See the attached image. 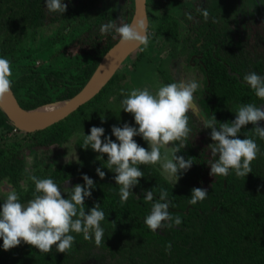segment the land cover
<instances>
[{
	"label": "trees",
	"instance_id": "1",
	"mask_svg": "<svg viewBox=\"0 0 264 264\" xmlns=\"http://www.w3.org/2000/svg\"><path fill=\"white\" fill-rule=\"evenodd\" d=\"M216 1L205 0L184 7L179 18L158 0L163 15L157 32L176 49L182 27L188 31L175 56L196 57L193 62L198 63L205 83L198 106L207 119L214 114L219 124L232 122L241 104L264 106V100L243 81L253 71L264 76V26L252 21L254 25L242 28L236 23L238 14L224 16ZM64 3L67 11L62 14L49 12L46 0H0V57L12 60V90L25 110L67 101L78 94L102 57L119 40L113 39L112 34H101L100 26L112 19L118 20L121 15L125 22H130L134 12V0H64ZM152 3L153 0H147V7ZM202 8L210 13L207 21L198 11ZM189 12L193 20L187 19L185 14ZM67 21L83 22L86 28L68 38L64 35L51 38L49 45L60 46L46 62L40 65L18 62L17 53L30 32ZM149 37L152 41V35ZM119 70L96 97L45 130L25 133L0 108V183L8 184L17 192L21 203H26L35 194V185L30 179L33 175L53 179L63 191L69 181L74 182L73 188L83 185L82 176L86 174L96 185L91 198H85L86 214L96 203L105 212V220L101 222L104 237L99 246L94 235L91 240H85L82 233H70L75 243L66 253L58 252L56 246L50 253H41L23 241L5 251L0 239V264H87L90 261L99 264H264V140L251 132L252 124L245 126L239 136L253 138L260 149L251 163L252 172L244 178L237 177L233 170L227 176L214 177L210 175V164L218 156L212 155L209 145L205 146L207 139L195 140L207 137V131L191 109L187 146L176 153L185 160L193 158L191 169L180 174L174 186L154 165L139 166L145 176L124 203H121L115 174L105 171L103 160L97 163L96 169L102 168L106 173L104 179L83 164L56 163L65 154L63 146L76 126L90 133L93 126L100 127L111 97L117 94L118 101H122L124 76ZM165 83L170 84L168 80ZM131 126L138 128L133 116ZM15 130L22 132V137L8 141L6 136ZM134 140L146 149L141 136ZM29 157L34 159L35 171L29 177L27 188H23ZM160 188L168 191L170 212L178 214L182 223L153 232L144 222L152 207L144 195L146 190L155 189L154 197L158 198ZM194 188L207 189L208 195L205 200L190 205ZM63 197L67 199L68 194ZM169 243L170 252L167 251Z\"/></svg>",
	"mask_w": 264,
	"mask_h": 264
},
{
	"label": "clouds",
	"instance_id": "2",
	"mask_svg": "<svg viewBox=\"0 0 264 264\" xmlns=\"http://www.w3.org/2000/svg\"><path fill=\"white\" fill-rule=\"evenodd\" d=\"M49 12L64 14L67 5L64 0H46ZM205 21L210 17L207 8L199 9ZM188 20H193L192 14H185ZM216 22L215 17L212 18ZM147 19H134L125 22L121 15L118 20L112 19L100 26L101 34H112L113 39L119 38V44L147 48L150 42ZM107 58V57H106ZM101 67H103L101 65ZM11 62L0 58V102L11 96L12 92ZM243 81L250 86L255 95L264 100V76L250 72L243 77ZM200 88L196 79H182L160 86L153 92L148 87L134 88L129 93L121 90L124 97L121 101L123 111L134 117L137 127L124 124L123 127L113 126L112 134L119 142H114L111 136L106 140L105 129L93 126L90 135H84L82 147H89L101 154L98 160H103L106 154L107 169L115 173L114 179L119 185L121 203L133 196L132 190L139 184L145 173L140 170L141 165H155L160 163L163 173L179 180L180 174L186 173L193 165V158L185 160L176 153L184 149L191 129L189 128V111L194 105V93ZM50 105H45L44 110ZM39 111V110H38ZM235 119L230 123H217L213 114L210 119L203 120L204 129H211L210 138L214 142L208 146L214 157L210 164V175L227 176L230 170L237 177H247L251 172V163L260 149L253 138L247 136L240 139L241 130L252 124L251 130L255 136L264 140V127L259 122L264 121V107H257L253 103L238 106ZM217 124L219 127H217ZM141 136L150 146V151L140 146L134 137ZM173 145L171 158L167 154L161 155V146ZM97 175L104 179L106 173L102 168L96 169ZM35 185V194L25 206L21 203L17 192L10 190L5 201L0 205V239L3 240L5 251L24 243L31 245L41 253H50L53 246L60 253L69 251L75 237L70 233L83 234L85 240H91L94 235L95 244L99 246L104 237L101 222L105 220V212L96 203L90 213L85 211V198H91L95 182L88 175H83L84 184H77L74 188L61 187L51 178L40 179L31 176ZM155 190V189H154ZM154 190H146L144 199L152 202L150 213L145 218L146 226L156 232L162 228L179 226L182 220L178 214L170 212L171 201L166 189H159V197H154ZM62 192L68 194L65 199ZM208 195L207 189H192L190 205H196ZM90 232L92 235H90ZM171 244L167 251H171Z\"/></svg>",
	"mask_w": 264,
	"mask_h": 264
},
{
	"label": "rangeland",
	"instance_id": "3",
	"mask_svg": "<svg viewBox=\"0 0 264 264\" xmlns=\"http://www.w3.org/2000/svg\"><path fill=\"white\" fill-rule=\"evenodd\" d=\"M161 1L164 2L165 7L168 8V11L171 14L176 17H181L184 7H191L197 2L203 3L205 0ZM216 3L219 5L224 16L230 13H237L238 21L236 23H238V25L240 24L242 28H244V25H249V27L254 25L252 21H259V24H263L264 26V0H217ZM152 4L153 5L151 7H147V15L149 25L148 32L152 35L153 39L149 42L150 44L146 49L141 46L122 64L119 70L120 75L124 76V80L121 82V90L127 94L134 88L148 87L150 90L155 92L160 86L166 85L165 80L173 83L182 79H196L200 83V88L196 93H194V105L192 109L199 120L198 122L203 127V120L206 119V117L200 110L197 101L204 88V75L199 67L190 65V59L187 58L186 54H179L178 56H175L176 51L182 47L181 40L186 34V31L184 29L182 30L180 39L176 43L178 48L174 49L172 43L166 38L161 37L157 32L159 31L161 16L163 14L159 9L158 0H153ZM103 15L104 14H101L100 17ZM85 28L86 25H84L83 22L67 21L59 25L45 27L34 33L30 32L25 43L21 46L19 53H17L16 58L18 62L20 61L21 63H34L35 65H40L41 63L46 62L60 46L54 44L49 45L51 38L55 37V35H64L68 38L70 35H75L80 30ZM72 51L75 52L76 50ZM6 59L11 62V65L13 64L11 59ZM117 97V94L111 97L109 110L103 116L100 127L105 129V135L101 137L102 140H106L107 137L111 136L114 142L119 143L116 140V137L112 134V128L113 126L123 127L124 124L131 125L132 115L123 111L121 102L118 101ZM259 124L261 127H264V121L259 122ZM204 130L207 131V137H197L195 140L201 141L204 138L207 139L209 143L205 144L207 147L212 144L211 142H213L210 138L211 129ZM22 135L23 133L18 131L11 133L6 136V138L8 141L13 142L21 138ZM84 135H90L86 128L81 126H76L74 128L71 138L63 146L65 154L57 159V164H83L92 172L96 170V165L100 161L97 157L101 154L95 152L90 147L87 150L82 147ZM145 145L146 149L150 151V146L146 141ZM171 147H173V145L161 146V155L163 156L164 154H167L168 157L171 158L173 155ZM50 160L51 159H47L46 161L48 163H52ZM107 160L108 157L105 154L103 156L105 171L114 173L106 168ZM33 161L34 159L32 157L27 159L26 171L28 177L21 184L23 188H27L29 177L32 175L33 171H35L33 168ZM154 166L172 185L176 186L178 184V181H176L174 177H169L167 174L163 173L160 163H157ZM73 185L74 182L72 181L66 182L63 189L64 187L70 189ZM10 190L13 189H11L8 184L5 182L0 183V201H5ZM87 264L99 263L90 261L87 262Z\"/></svg>",
	"mask_w": 264,
	"mask_h": 264
},
{
	"label": "water",
	"instance_id": "4",
	"mask_svg": "<svg viewBox=\"0 0 264 264\" xmlns=\"http://www.w3.org/2000/svg\"><path fill=\"white\" fill-rule=\"evenodd\" d=\"M136 18L137 20L147 19L148 21L147 0H134V12L131 21ZM140 47L120 45L118 40V42L102 57L92 76L81 91L73 98L67 100L68 104L59 113L47 120H39L31 114V110H25L22 108L12 89L11 96L6 97L3 102H0V108L15 127L25 133H34L45 130L50 126L65 120L80 107L96 97L114 77L126 59H128V57ZM101 65L103 67H101ZM65 194L67 193L62 192V195ZM24 204L26 206L27 202Z\"/></svg>",
	"mask_w": 264,
	"mask_h": 264
},
{
	"label": "bare ground",
	"instance_id": "5",
	"mask_svg": "<svg viewBox=\"0 0 264 264\" xmlns=\"http://www.w3.org/2000/svg\"><path fill=\"white\" fill-rule=\"evenodd\" d=\"M67 104H68L67 101L49 104L52 107H50L47 110H44V106H45L44 105L42 107L31 110V114L33 116H35L36 118H38L39 120L44 121V120H47V119L53 117L57 113H59Z\"/></svg>",
	"mask_w": 264,
	"mask_h": 264
},
{
	"label": "flooded vegetation",
	"instance_id": "6",
	"mask_svg": "<svg viewBox=\"0 0 264 264\" xmlns=\"http://www.w3.org/2000/svg\"><path fill=\"white\" fill-rule=\"evenodd\" d=\"M204 2H205V1H204ZM181 16H182V15H181ZM179 18H180V17H179ZM182 26H183V25H182ZM182 28L184 29V26H183ZM184 30L186 31V34H187L188 31H187L186 29H184ZM181 33H182V31H181ZM186 34L183 36V38L186 36ZM180 36H181V35H180ZM183 38H182V39H183ZM179 39H180V38H179ZM169 42H171V41H169ZM181 42H182V40H181ZM186 56H187V58H188V54H186ZM194 58H196V57H190V58H188V59H190V65H191V66H195V67H199L197 62L193 63V59H194ZM197 104H198V101H197ZM200 110H201V109H200Z\"/></svg>",
	"mask_w": 264,
	"mask_h": 264
},
{
	"label": "built area",
	"instance_id": "7",
	"mask_svg": "<svg viewBox=\"0 0 264 264\" xmlns=\"http://www.w3.org/2000/svg\"><path fill=\"white\" fill-rule=\"evenodd\" d=\"M14 132H16V130Z\"/></svg>",
	"mask_w": 264,
	"mask_h": 264
}]
</instances>
